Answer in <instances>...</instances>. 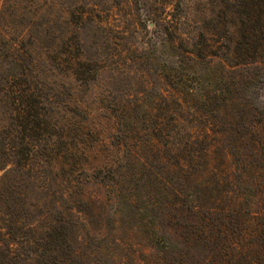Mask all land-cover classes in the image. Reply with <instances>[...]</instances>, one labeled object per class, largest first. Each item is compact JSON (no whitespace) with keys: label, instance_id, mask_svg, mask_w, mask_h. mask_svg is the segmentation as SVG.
Wrapping results in <instances>:
<instances>
[{"label":"rangeland","instance_id":"1","mask_svg":"<svg viewBox=\"0 0 264 264\" xmlns=\"http://www.w3.org/2000/svg\"><path fill=\"white\" fill-rule=\"evenodd\" d=\"M217 1L0 0V227L5 219L55 227L52 239L37 237L49 264H164L166 248L177 251L168 202L178 201L181 176L167 177L171 165L157 161L150 173L121 136L134 117H165L167 96L172 112L202 134L194 111L174 102L183 95L169 74L189 66L201 72L193 82L217 86L220 65L207 57L225 61L229 41L218 35L216 46L210 35L226 29L203 16ZM261 80L255 103L264 113ZM41 99L52 134L40 139L21 132L17 118L34 114ZM23 144L31 149L27 167ZM19 251V264H36L32 248ZM197 260L206 264L207 255Z\"/></svg>","mask_w":264,"mask_h":264},{"label":"trees","instance_id":"2","mask_svg":"<svg viewBox=\"0 0 264 264\" xmlns=\"http://www.w3.org/2000/svg\"><path fill=\"white\" fill-rule=\"evenodd\" d=\"M203 16L204 21L209 17L226 29L210 35L216 46L218 35L229 41L225 61L215 52L207 57L210 65H220V72L212 76L217 86L211 91L201 84L202 78L193 82L191 76L198 78L201 72L189 66L171 68L169 74L183 95L174 102L179 110L189 107L194 111L202 134L186 126L180 112H172L173 99L167 96L165 117L155 120L153 113L144 120L134 117L130 135L122 132L121 141L150 173L157 161L171 165L166 166V176L175 170L181 176L175 189L178 201L168 202L179 248H166L164 264H199L197 258L203 254L207 255L206 264H264V113L255 103L264 77V0H218ZM230 59L234 64H228ZM44 105L41 99L34 114L17 118L21 132L34 131L40 139L52 134L41 113ZM30 123L34 130H29ZM27 150H31L29 145L23 144L20 163L24 167L31 157ZM164 186L173 188L168 180ZM171 209L178 214L171 215ZM4 221L0 264H19L23 256L19 248L25 245L34 250L28 259L49 264L44 254L36 251L37 237L44 234L43 239H52L55 227ZM24 231L28 236L22 235Z\"/></svg>","mask_w":264,"mask_h":264}]
</instances>
